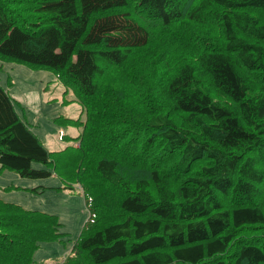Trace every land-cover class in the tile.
<instances>
[{
    "label": "trees",
    "instance_id": "1",
    "mask_svg": "<svg viewBox=\"0 0 264 264\" xmlns=\"http://www.w3.org/2000/svg\"><path fill=\"white\" fill-rule=\"evenodd\" d=\"M0 58L82 107L55 118L88 212L60 264H264V0H0ZM53 154L0 85V169L47 179ZM61 227L0 200V264Z\"/></svg>",
    "mask_w": 264,
    "mask_h": 264
},
{
    "label": "rangeland",
    "instance_id": "2",
    "mask_svg": "<svg viewBox=\"0 0 264 264\" xmlns=\"http://www.w3.org/2000/svg\"><path fill=\"white\" fill-rule=\"evenodd\" d=\"M0 85L8 91H16L12 93L14 95L9 94L18 116L29 125L44 147L54 153L53 173L47 179L24 178L14 171L0 169V200L57 216L63 236L58 241L40 243L31 264H60L79 235L88 212L75 184L79 161L74 139L79 135L81 125H65L56 122L55 118L79 119L82 123V107L75 101L74 88L65 86L47 69L31 68L0 58ZM32 168L46 169L39 163H33ZM70 184L74 186L73 190L64 189Z\"/></svg>",
    "mask_w": 264,
    "mask_h": 264
},
{
    "label": "crops",
    "instance_id": "3",
    "mask_svg": "<svg viewBox=\"0 0 264 264\" xmlns=\"http://www.w3.org/2000/svg\"><path fill=\"white\" fill-rule=\"evenodd\" d=\"M13 92H16V91H9L10 94H12ZM12 95H14V94H12Z\"/></svg>",
    "mask_w": 264,
    "mask_h": 264
}]
</instances>
